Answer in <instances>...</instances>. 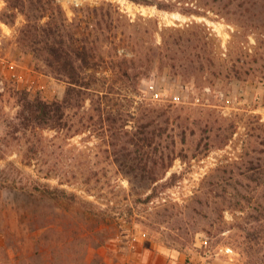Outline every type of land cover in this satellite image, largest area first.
<instances>
[{"label":"rangeland","instance_id":"obj_1","mask_svg":"<svg viewBox=\"0 0 264 264\" xmlns=\"http://www.w3.org/2000/svg\"><path fill=\"white\" fill-rule=\"evenodd\" d=\"M106 1L121 11L114 44L126 31L117 58L130 78L105 63L99 84L120 77L115 92L88 91L65 127L24 133L15 90L63 100L68 86L22 46L26 15L0 0V184L20 182L14 164L79 195L40 204L31 224L0 188V264H264V0L60 3L77 21ZM111 125L128 132L120 168ZM144 129L162 135L138 154L127 139ZM161 156L153 183L140 159Z\"/></svg>","mask_w":264,"mask_h":264},{"label":"trees","instance_id":"obj_2","mask_svg":"<svg viewBox=\"0 0 264 264\" xmlns=\"http://www.w3.org/2000/svg\"><path fill=\"white\" fill-rule=\"evenodd\" d=\"M134 1L157 4L159 8H172L169 3H162L161 1ZM7 2L9 11L19 10L26 15L27 21L21 30L19 42L37 60L44 62L52 73L64 79L68 86L63 100H49L40 95L31 97L27 91L15 90L19 106L15 122H18L17 124L20 126L19 131L26 130L28 132L39 128L58 129L65 127L68 124L66 117L69 109L76 102L86 100L88 91H93L102 99L106 98L108 93L115 92L114 90H117L115 83L121 79L120 77L110 86L106 85L107 83L99 84L97 74L102 71V66L105 63H110L115 77L130 78L131 73L127 66L128 58L126 56L121 59L117 58L120 45L125 40L126 31L121 33L124 34L120 39L122 42L114 44L118 36L119 25L117 20L121 11L119 6L113 2L106 1L102 5L95 6L88 5L86 19L77 21L70 20L60 0H7ZM5 15L10 18L14 14L10 12ZM94 19L95 22H92ZM84 22L88 24L83 25ZM91 24L93 25L92 28L90 27ZM107 44H112L117 52H106ZM107 56L110 57L109 61ZM112 122L115 123L116 119H113ZM122 127L123 125L120 128L111 125V134L114 140L110 143V151L119 168L121 167V163L118 162L119 156L126 147L118 148L119 144L117 145L115 139H118L119 134L128 135V132H124ZM23 132L25 133V131ZM155 133L156 131L150 133L144 129L140 131V135L136 134L135 138L127 140L138 145L137 152L140 154L143 147L152 146L156 142V136L162 135V131H159L158 134ZM123 154L128 155V153ZM167 157L168 162H170L172 157L168 154ZM161 158H163L161 161L154 159L152 163L146 162V159L144 161L143 157L140 159V169L144 172L145 177H149L153 183L160 178L157 175L158 171L167 169L169 166L168 162L164 163V156ZM13 166L22 173V179L20 182L12 181L10 186H5L4 183V186L0 184V188H8L11 193L15 194L14 201L10 203L11 208L22 212L23 216L30 219L31 224L37 222L40 204L44 203L45 207L50 206L52 208V202H73L79 198V195L74 191H69L60 186H52L51 183L42 181L32 173H26L14 164ZM7 170L8 168H3L0 169V172L4 173ZM11 173H15V170H12ZM51 176H53L52 173H46L45 177ZM153 196L152 191L146 200H151ZM48 216L50 217L51 214L45 218ZM50 220L52 219L50 218L49 222Z\"/></svg>","mask_w":264,"mask_h":264}]
</instances>
